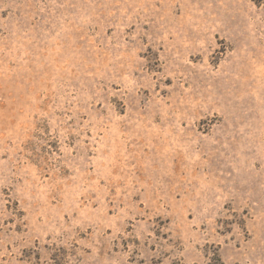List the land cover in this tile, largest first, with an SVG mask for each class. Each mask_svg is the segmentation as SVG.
<instances>
[{
  "label": "rangeland",
  "instance_id": "rangeland-1",
  "mask_svg": "<svg viewBox=\"0 0 264 264\" xmlns=\"http://www.w3.org/2000/svg\"><path fill=\"white\" fill-rule=\"evenodd\" d=\"M0 264H264V0H0Z\"/></svg>",
  "mask_w": 264,
  "mask_h": 264
}]
</instances>
